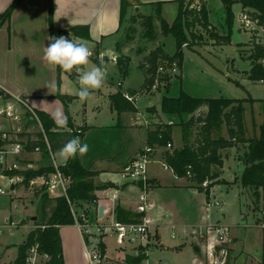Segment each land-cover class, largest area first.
<instances>
[{"label":"crops","instance_id":"crops-1","mask_svg":"<svg viewBox=\"0 0 264 264\" xmlns=\"http://www.w3.org/2000/svg\"><path fill=\"white\" fill-rule=\"evenodd\" d=\"M13 1L0 0V12L6 11ZM121 1L24 0L21 2L13 10L11 19L0 26V88L3 90L0 100H4L6 98L5 95L12 99L21 97L33 109L47 115L60 108L67 118L68 126V123H71L74 126L82 127L84 125L89 127L81 141L88 145V151L84 154L78 153L79 160L82 165L88 166L91 171L96 172L93 180L97 185L111 183V186L95 192L97 203L92 202L89 205L85 203L84 207L78 205L82 209L90 206V212L94 218L95 216L99 217V208L102 205H105L106 212L109 211L106 213V217L110 216V211L119 206L127 212L137 214L136 209L139 203L138 197L141 192V183L140 181L135 182L123 178L121 171L139 158L145 150L151 149V162L149 163L147 175L151 184L149 198L155 203L150 211V216L154 221L149 240V244L151 243L150 247H152L153 243L160 244L161 235L158 231L159 228L167 226L162 224V219L168 220L174 215L179 216L181 222L185 220L184 223L178 224L179 227L194 228V226L199 225L196 223L198 222L197 207L193 203L188 204V209L181 208L179 205L174 204V201L171 202L169 197L172 195L177 197H185L187 195L189 197L200 189L194 187L185 178L178 177L173 169L164 163L163 153L165 148L157 145L150 146L147 141L148 129H152L155 123H172L174 127V125L186 121L191 113L187 112L178 117L177 113L161 114L156 108L155 110H150L151 106H154L152 104V95L154 93L148 98L147 104L140 105L139 95L134 92L135 89H138L137 87L133 88L128 83L124 90L121 89L126 84V81L131 79L130 77L133 73L131 70L125 76L124 82L120 81V79L115 82L112 77H105L104 83L106 86H111L107 88L106 92L103 91L102 86L99 89L91 90L89 98L81 99L78 94L80 88L77 82L78 73H76L75 69L71 72L63 71L58 66L49 64L44 58L46 47L51 42V26L57 31L69 30L74 27H86L90 40L94 42L89 49L96 54L97 61L89 59L94 62L96 67H102L105 73H107L110 63L116 64L117 74L122 76L123 72L118 58L122 55L128 56V52L123 49L119 53L116 44L115 53L107 56L102 44L105 39L115 34H120L121 31L123 36V25L126 23L124 22V24L120 25ZM138 2L141 5H137L136 3ZM138 2L134 1L136 5L130 7L131 15L137 12L145 15L153 13L154 8L151 4L148 5L149 2H164L162 15L167 5L177 3L179 7L178 0H138ZM60 36L66 37L64 33ZM76 38L71 36L69 39ZM120 39L121 34L116 43ZM98 42L101 44V49L96 53V43ZM142 56H138L139 62ZM144 81L145 77L143 75V83ZM70 82H75L73 88L70 87ZM156 87L158 88V85ZM118 91L124 94L138 95L137 101H134L137 111L120 112L112 107L110 98L112 94ZM147 94L149 95V92ZM74 106L76 110H74ZM104 114H107V116L98 121L99 117ZM90 118L96 121L95 124L90 122ZM64 128L69 129L70 126H65ZM174 131L175 129H173L172 141L174 148L170 149L171 151L180 149L185 145L183 142L180 145L175 143ZM197 132L198 130L195 129L194 137ZM92 135H97L98 138V141L93 146L91 144ZM38 154H41V152L28 153L26 151L21 155L10 156L9 159L7 158V162L12 165L17 162L16 160L22 159V155L37 156ZM53 156L59 165H64L68 158L62 151L57 153L50 152L49 165H53ZM15 166H20V169L37 168L35 167L36 164L26 162H21V165L16 163ZM17 177L21 178V182L22 177L19 175ZM7 178H9V184H12L14 198H19L18 194L22 197V193H25L29 198V203L34 204V199H38L41 211V194L36 195L34 198L33 190L26 189V191L23 190L22 192L20 190L22 188L18 189V185L13 183L15 176L11 177L9 175ZM45 192L49 197H59L61 194L59 190H46ZM112 194L117 195L116 201L109 199ZM32 216L36 215L33 214ZM35 226L33 223L30 232ZM247 227V225L241 224L236 226V228L229 229L231 241L225 244L228 248V260L218 261V255L221 251L220 246H216L215 253L212 255L214 251L212 245H216L217 238L210 241L208 235L210 232L207 236L203 234L202 238H200L201 235L198 236L196 233L189 232L188 235L184 236L187 242L179 243V248L183 247L189 251L195 264H209L208 261L211 262L210 264H263L264 230L260 226H256L260 230L252 231L254 236L253 249L252 245H249L250 233ZM260 231L262 236L259 233ZM59 232L62 239L65 264H85V261H82L83 252L81 248L84 246L85 250L86 241L77 227L74 224L62 225L59 227ZM78 243L79 251L76 252ZM133 251H136L135 256L137 258L143 253L140 248L133 247ZM120 257L129 261L130 264L132 263L128 257L123 255H120ZM114 260V258L107 255L105 264H111L115 262Z\"/></svg>","mask_w":264,"mask_h":264},{"label":"rangeland","instance_id":"rangeland-1","mask_svg":"<svg viewBox=\"0 0 264 264\" xmlns=\"http://www.w3.org/2000/svg\"><path fill=\"white\" fill-rule=\"evenodd\" d=\"M203 1L208 8L209 21L213 24L215 30L221 34H230L232 44H216L210 39L206 30L194 23L192 21L193 18L190 17L191 27L187 31L188 39L182 49L184 59L182 69L172 70L170 72L171 79L163 83L160 89L154 86L150 90L145 91L142 90L143 85L140 86L143 83V73L137 66L139 65L138 56L140 57L149 53L151 49L158 45H162L166 52L173 54L177 51L178 43L172 34H168L167 36L162 35L160 27L158 28L160 34L157 39L149 42L143 37L144 28L139 24V21L135 23L137 31L134 34L135 39L132 44H128L122 48V50L126 49L128 52V56L125 55V57L130 61L132 58L130 70L133 73L130 77L131 79L127 80L121 89L124 90L128 83L133 88L137 87L138 89H135L134 92H137L139 95L140 105L147 104L148 98L154 93L152 95V104L161 114L165 113L163 111L164 99L180 97L181 93H187L193 98L202 100L203 98L212 99L220 97L243 100L246 134L249 138H261L264 134V26L262 27L254 22L242 26L240 18L243 7L240 0H234L235 3L232 5V25L227 22L228 9L222 0ZM187 2L188 0H184L185 6ZM199 3L200 0H195L192 7ZM179 12L180 7H178V4L172 3L166 6L163 11V17L169 23H173ZM130 16L131 11L129 10L124 22ZM156 24L158 25L159 23ZM123 26V34H125L127 24ZM120 34L122 37V31ZM120 34H115L103 41L104 52L107 56L115 53L116 41L120 37ZM87 46L91 48L92 45L87 44ZM140 49L143 50L142 54L138 53ZM254 53L260 56L256 66L261 79H255L254 75L250 72L252 68L250 59L253 58ZM80 67L84 71L96 66L89 59L87 66ZM116 68V64L110 63L106 77H112L115 82L119 79L124 82L125 76L117 74ZM74 83H69L71 88H73ZM110 87L104 83L102 88L106 92L107 88ZM148 92L149 95L147 94ZM136 99L134 100L135 102L137 101ZM0 104L4 108L14 104L13 116H8L5 112L0 113V128L10 133L13 139H17L23 143L26 142L29 135H35L39 131H44L40 123L34 118V115L28 111L26 106L18 102L16 98L6 97L2 101L0 100ZM74 110H76V107ZM181 115L178 114V117ZM105 116L107 114L101 115L98 121ZM90 122L95 124L96 121L90 118ZM64 127L62 128L63 131L68 130ZM66 127L69 126L66 125ZM222 127L221 134L228 137V127L225 124H222ZM173 129H175L174 141L177 145L182 144V142L183 144L192 143L197 135L194 137V131L195 129L198 130V128L191 127L185 133L181 124L174 125ZM20 133H25L27 136L22 137ZM97 141V135H92V146ZM0 144L2 146L5 145L2 142ZM173 148L172 145L168 147L169 150ZM245 150L243 143L239 148L229 147L222 150L225 166L219 178L221 181L218 184H214L210 188L205 189V191L198 190L189 197L187 195L185 197H177L175 195L169 197L171 202L174 201V204L179 205L181 208L188 209L189 203H193L197 207L198 222L196 223L199 225L194 226V228L179 227L178 224L185 222V220L181 222L179 216L173 215L168 220L162 219V224L167 226H163L158 230L161 235L160 244L153 243L152 247H150V243L148 246L143 247L141 249L143 253L138 258L135 256L136 251H133V245L129 243L118 245L111 228L105 230L106 235L93 234V238L92 235L89 238L91 237V241H95L99 247L106 243L107 255L115 259L114 264H130L126 259H121L120 255L128 257L133 264H195L192 254L183 247L179 248V243L183 241L187 242L184 236L188 235L189 232L196 233L198 236L201 235L200 238L203 237V234L207 236L210 232L208 234L210 241L214 240L217 238L214 229L219 226L233 229L241 224L247 225V230L250 233L248 239L249 245L251 244L254 249L252 231L260 230L256 226H260L264 220V189H260L261 198L257 200L253 196L252 188L247 191L240 183V175L244 168L240 157L244 156ZM25 152L26 150L23 148L22 153L14 155H21ZM10 156L12 155L9 153L8 159ZM21 158L16 160L17 164L21 165V162L34 163L37 168L20 169V166H15L16 163L9 165L8 162L0 165V188L6 191L4 194L0 193V264H14L19 255L18 245L27 238V234L30 232L33 223L36 225L34 228L38 227L41 215L40 201L38 199H34V204L29 203V198L25 193H22V197L18 194L19 198H14L12 184H9L7 176H15L16 178L13 183L18 185V189L22 188L20 190L23 192V190L26 191V186L22 181L20 182L21 178L17 177L18 171H35L36 177L31 183H34L42 191H46L44 183L49 172V156L41 152L37 156L22 155ZM207 184L208 182H205L203 187L205 188ZM33 196L35 198V192ZM258 206L259 209L257 210ZM33 214L37 216V220L32 221L30 219L33 217ZM98 222L100 224L112 222V217L104 218ZM90 230L93 233H97L95 226H92ZM259 233L262 236V232L260 231ZM78 251L79 243L76 246V252ZM81 251L83 252L82 261H85V264H89L84 246H82ZM218 256V261L224 260V258L226 260L229 259L228 255L224 258L220 254ZM208 263L210 264L211 262L208 261Z\"/></svg>","mask_w":264,"mask_h":264},{"label":"trees","instance_id":"trees-1","mask_svg":"<svg viewBox=\"0 0 264 264\" xmlns=\"http://www.w3.org/2000/svg\"><path fill=\"white\" fill-rule=\"evenodd\" d=\"M24 0H14L10 7L0 12V26L11 19L13 10ZM138 0H122L121 1V17L120 25L124 24L128 10L133 5L141 3ZM195 0H188L187 5H184V0H178L180 12L173 23H169L162 15V5L164 2H149L154 8V12L149 15L140 12L133 13L127 19V26L125 34L117 42V51L122 52V48L128 44H132L135 39V32L137 27L135 23L140 21V25L144 28L143 37L150 41H155L160 34L158 28L160 27L161 34L167 36L172 34L178 43L177 51L173 54L166 52L162 45H158L151 49L146 55H143L139 62V69L143 72L145 81L142 90H150L152 87L161 85L171 79V71L175 69H182L184 64L183 47L187 42V31L191 27L190 17L193 22L204 28L209 34L210 39L216 44L229 45L232 44L230 34H221L215 30V27L209 21L208 8L203 0L196 6ZM236 1V0H235ZM234 0H222L228 9L227 22L232 25V5ZM243 7L241 13L242 26H246V21L256 23L264 26V0H240ZM143 5V4H142ZM156 23H159L158 25ZM65 34L67 38L84 37L91 39L88 35L86 27H74L69 30L57 31L51 26L52 37H59ZM97 44V52L101 49L100 42ZM143 50H138L142 54ZM251 58V74L255 79H261L258 74L256 63L260 59L259 54L254 53ZM92 60H96V54L92 53L90 56ZM97 61V60H96ZM121 65V70L124 76L129 74L130 60L122 55L118 58ZM162 68V70H160ZM254 79V80H255ZM180 97L165 98L163 102V111L165 113L183 114L191 113V116L186 121L181 122V126L186 133L191 127L198 128L197 135L192 143H187L180 149H167L172 145L173 141V124L172 123H155L152 129H148L147 141L150 146L157 145L165 148L163 153L164 163L172 168L174 173L181 178L190 181L194 187L200 190L210 188L216 183L222 175L224 162L222 150L229 147H237L243 143L245 146L244 156L240 160L244 164V169L240 175V183L247 189L252 188L253 196L258 200L261 198V190L264 189V134L261 138H249L246 134V127L244 124L243 100H235L229 98H203L196 99L189 94L181 93ZM8 97L7 95H5ZM112 107L120 112H134L137 111L135 102L127 99L126 95L121 91L112 94L110 98ZM155 110L151 106L150 110ZM35 110V109H34ZM40 118L43 132L39 131L37 134L29 135L24 143V149L28 152H42L50 155V152H61L64 145L72 138L79 136L81 141L85 135L87 126H74L68 123L70 128L63 131L62 127L57 126L52 118L43 113L36 111ZM38 122V121H37ZM222 124L228 127V137L221 134ZM81 131V132H79ZM20 136H27L25 133H20ZM35 136V137H33ZM61 171L65 175L72 177V185L68 190V197H49L48 194L40 188L32 184V180L36 177L34 171H18V175L22 177V183L25 184L26 189L34 191L36 195L41 194V215L38 227L34 228L27 234V238L18 245V257L14 264H26V259L30 254V250L34 245L38 244L40 253L47 256L44 264H65L64 252L62 246V239L59 232V227L74 224V218L71 212L70 201L77 206L91 204L97 199L95 192L103 188L111 186V183H101L97 185L93 176L96 172L91 171L88 166L82 165L78 154L75 157H68L64 165H60ZM55 167L49 165V173L53 172ZM208 182L206 187L203 184ZM85 209L90 211V206ZM259 209V206L256 208ZM116 214L119 220L126 222L137 221L140 218L139 214H132L127 212L121 206L116 208ZM44 226V227H43ZM105 244L100 246V251L104 254ZM142 249V248H141ZM264 264V260H263Z\"/></svg>","mask_w":264,"mask_h":264},{"label":"built area","instance_id":"built-area-1","mask_svg":"<svg viewBox=\"0 0 264 264\" xmlns=\"http://www.w3.org/2000/svg\"><path fill=\"white\" fill-rule=\"evenodd\" d=\"M246 23H250L246 21ZM162 70V68H160ZM126 97L131 102H134L137 95H129L126 94ZM18 102L28 108V111L34 115V118L40 123L39 116L36 114L35 110L28 105V103L21 97H15ZM6 113L8 116H13L14 112V104L9 105L4 108L0 104V113ZM63 128V127H62ZM43 130V129H42ZM81 132V131H79ZM4 143L2 146L0 144V165H3L7 162L8 154H20L22 153V149L24 148V144L17 140L13 139L12 135L2 128H0V143ZM169 147L171 146L168 145ZM53 153V152H51ZM53 166L55 170L48 174L45 180V189L47 191H61L60 196L68 197V190L72 185V177L70 175H65L61 169L60 165L57 163L56 158L53 156ZM151 162V149L145 150L139 158L135 159V161L131 162L129 166L125 167L121 171V176L125 179L131 181H140L141 183V192L138 197L139 203L137 205L136 213L139 214L140 218L137 221L126 222L118 219L116 214V208L113 211H110V216L106 217V213L109 211H104V216L102 218L91 214L87 209L79 208L75 203L70 201V208L72 212V216L74 218V225L79 230L80 234L84 237L85 243V252L87 253L88 263L89 264H105L107 262V255L104 252L100 251V247L95 243V241H91V237L89 236L93 234L96 235H106L105 230L107 228H111L113 230V234L116 237V241L118 245H124L125 243H129L133 245L134 248H143L149 245L150 240V231L153 226V218L150 216V211L154 207V201L149 198V190H150V181L148 179V167ZM6 191L0 188V193L4 194ZM109 199L113 201L117 200V195L112 194L109 196ZM97 203V200L93 201ZM264 213V212H263ZM112 217V222H103L100 224L98 221L104 218ZM95 226L97 229V233L91 232L90 228ZM44 227V226H43ZM260 228L264 230V220L260 224ZM211 230V229H210ZM217 235V243L216 245H212L214 249L212 255L215 253L216 246H220V255L226 257L228 255V248L225 246L226 243L230 242V231L227 227H216L214 229ZM93 242V243H92ZM92 243V244H91ZM30 254L26 259V264H44L47 260V256L40 253L38 250V244L34 245V247L30 250ZM225 259V258H224ZM114 264V263H111Z\"/></svg>","mask_w":264,"mask_h":264},{"label":"clouds","instance_id":"clouds-1","mask_svg":"<svg viewBox=\"0 0 264 264\" xmlns=\"http://www.w3.org/2000/svg\"><path fill=\"white\" fill-rule=\"evenodd\" d=\"M50 41L44 53L45 60L66 72H71L75 69L76 73H78L77 82L80 86L78 94L81 99L89 98L91 90L99 89L103 86L106 73L102 67L81 70L80 66H87L92 55L91 50L87 46V41L79 37L69 39L64 36H53ZM49 115L57 126L64 127L67 125V118L62 109L57 108ZM61 151L67 157H75L78 153H86L88 145L82 143L80 137L76 136L68 141Z\"/></svg>","mask_w":264,"mask_h":264},{"label":"water","instance_id":"water-1","mask_svg":"<svg viewBox=\"0 0 264 264\" xmlns=\"http://www.w3.org/2000/svg\"><path fill=\"white\" fill-rule=\"evenodd\" d=\"M78 38V37H77ZM79 38H81V39H83V40H85V41H87L88 42V44H90V45H93V41L92 40H90V39H86V38H84V37H79ZM246 82V81H245ZM3 95V90L0 88V97ZM104 211H105V205H102L100 208H99V217L100 218H102L103 216H104ZM32 219H34V220H37L38 218L36 217V216H33V218ZM93 243V242H92ZM91 243V244H92Z\"/></svg>","mask_w":264,"mask_h":264}]
</instances>
